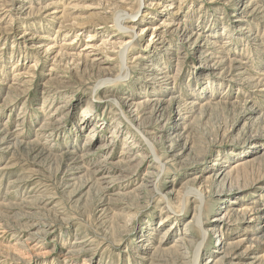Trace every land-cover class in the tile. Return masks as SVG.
Returning <instances> with one entry per match:
<instances>
[{
	"label": "rangeland",
	"instance_id": "374dc122",
	"mask_svg": "<svg viewBox=\"0 0 264 264\" xmlns=\"http://www.w3.org/2000/svg\"><path fill=\"white\" fill-rule=\"evenodd\" d=\"M202 241L264 264V0H0V264Z\"/></svg>",
	"mask_w": 264,
	"mask_h": 264
},
{
	"label": "bare ground",
	"instance_id": "6f19581e",
	"mask_svg": "<svg viewBox=\"0 0 264 264\" xmlns=\"http://www.w3.org/2000/svg\"><path fill=\"white\" fill-rule=\"evenodd\" d=\"M246 2V1H245ZM246 8V7H245ZM119 27H120V29L122 30V31H128V33H130V32H132L133 31V27H129V26H126V25H119ZM208 42H211V41H208ZM128 46H125L123 49H122V54L125 56V55H127L126 54V52H128ZM106 81H108V82H106ZM111 79H108V80H105L104 82H106V83H111ZM104 87H106V86H104ZM112 99H114V98H112ZM114 100H117V99H114ZM115 103H116V101H115ZM118 103V102H117ZM122 109V108H121ZM110 146V144H106V146H103V148L104 147H109ZM136 160H135V158H130V160L128 161L129 163H131V164H133L134 162H135ZM102 164V163H101ZM100 165V164H99ZM101 166V165H100ZM99 166V167H100ZM97 171H99V170H97ZM101 172V171H100ZM223 173H224V171H223ZM223 173H221V175H223ZM99 174H101V173H99ZM102 175V174H101ZM104 177H103V179L105 178V179H109V180H111V179H113V176L111 175V174H109V173H107V172H104ZM200 209H201V206H200ZM196 216H198V215H196ZM197 220V222H200V220H201V216H198V218L196 219ZM209 231L208 230H206V232H205V235L204 236H206L207 235V233H208ZM203 244V241L202 242H200L199 244H198V250H197V255H196V258H195V264H197L198 263V254H199V251H200V248H201V245Z\"/></svg>",
	"mask_w": 264,
	"mask_h": 264
}]
</instances>
